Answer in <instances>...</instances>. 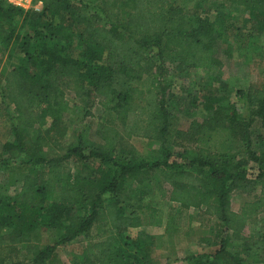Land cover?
<instances>
[{"label":"trees","instance_id":"trees-1","mask_svg":"<svg viewBox=\"0 0 264 264\" xmlns=\"http://www.w3.org/2000/svg\"><path fill=\"white\" fill-rule=\"evenodd\" d=\"M233 1L250 21L237 34L236 48L229 44L225 51L229 56L238 49L252 51L264 61V0ZM211 6L209 0L186 6L168 0H43L41 10L24 12L0 1V55L5 53L9 62L0 73L5 108L0 123L4 137L14 136L0 147H14L20 154L14 162L19 187L0 190V249L24 245L31 264H56L55 249L79 236L87 238L104 209L114 232L92 244V257L70 255L67 264H157L152 257L156 251L171 261L170 256L177 258L173 251L178 239L189 234V208L195 207L200 225L214 221L200 241L217 246L185 254L186 264L264 263V222L254 234H244L249 219L264 208V150L252 147L249 131L256 125L264 130V91L258 90L255 100L248 96L242 118L227 107L225 114L220 112V86L213 85L214 78L200 81L189 97L186 113L195 104L211 110L203 119L208 127L228 128L241 143V150L230 154L205 146L188 149L182 140L194 123L185 129L177 126L172 113L176 106H165L162 86L144 90L135 85L152 81L151 59L161 62L164 53L195 70L215 64L214 47L235 30L232 14L211 12ZM162 74L161 67L158 76ZM65 90L115 113L126 135L159 143L162 158L124 155L114 128L99 148L88 149L80 139L65 153L47 157L41 130L48 134L57 123ZM0 159L4 167L11 166L12 161ZM68 161L73 169L61 179L58 169ZM153 168L166 170L169 201L178 203L169 209L159 234L141 227L138 207L125 213L126 203L103 198L118 192L126 179L142 182ZM249 180L257 182L259 195L235 212L229 193ZM50 227L60 228L58 239L38 244L39 232ZM232 238L241 244L229 251ZM0 264L20 263L7 259Z\"/></svg>","mask_w":264,"mask_h":264},{"label":"rangeland","instance_id":"rangeland-1","mask_svg":"<svg viewBox=\"0 0 264 264\" xmlns=\"http://www.w3.org/2000/svg\"><path fill=\"white\" fill-rule=\"evenodd\" d=\"M195 1L168 0L169 3L182 6L192 5ZM209 2L212 3L210 7L211 12L219 9L225 13L232 14L233 30H235L234 34L231 30L232 32L230 31L228 35L221 37L218 44L214 47V54L216 55L215 64L206 70H195L181 64L173 55L164 53V58L161 62L157 59H151L150 73L151 77H153L152 81H148L145 84L137 82L135 85L141 86V89L144 88V90L154 86H162L165 94L164 102H167L165 106L170 109L171 105L176 106L172 110V113L178 117L177 126L185 129L188 124L194 123L193 126L190 125L189 137H186V139L180 138L184 139L182 141H184L188 149L205 146L211 150L237 154L241 150V143L234 141L237 139L233 137L231 131L228 128H223V126L210 129L208 127L209 124L203 120L210 116L211 110L204 111L200 105L195 104V106H190L186 113L185 107L190 99L189 97L199 89L198 83L205 80L210 81L214 78L217 82H214L213 85L220 86L218 92L221 98L219 103L222 104L220 112L224 113V109L227 107L228 112L236 110L239 118L245 117L247 114L245 102L248 96L251 97L250 100H255L257 91L260 89L264 91V61L258 54L252 51H238V49L233 53V56L227 54L225 51L226 45L230 44L232 48H236L237 34L249 25L250 19L246 12L235 8L233 0H209ZM139 7L145 6L139 5ZM145 10L147 11V9ZM8 63L5 53L0 55V73ZM161 67L163 74L158 76ZM239 90L243 92V95H240ZM189 92L191 93L189 94ZM1 100L2 98L0 97V111H5ZM142 100L138 99V102L141 104L144 102ZM62 103L64 108L57 123L50 128L48 134L44 130H41V134L45 136L44 143L42 144L43 152L47 157L65 153L69 147L77 144L80 139L88 149L99 148L104 144L105 135L110 132L111 128H114L119 135L117 138L120 141L118 143L119 150L121 149L124 155L144 160L162 158L163 153L159 143L143 137H137L136 135H126L118 116L110 110H102L95 100L88 101L85 98L75 97L73 93L65 90ZM250 105L254 106V102H251ZM221 118L223 119L224 117ZM29 131L31 134H35L33 129ZM249 131L252 147L256 150L260 148L264 150V130L256 125L251 127ZM3 134L4 130L0 123V142H4L5 140L13 141V135L8 134L4 137ZM168 148L173 150L174 146H169ZM0 157H2V160L12 161L9 167H4L0 163V190L3 191L4 188L8 192H11L19 187L18 181L14 182V179L18 178L16 172L14 173V168L16 167L14 162L20 159V154L14 147L11 149L0 147ZM72 165L73 163L70 161L61 163L58 169L61 179H64L66 172L70 173L72 171ZM12 170L13 174H11ZM145 175L146 177H144ZM144 176V180L139 183L134 182L132 179H126L118 192L114 195L108 193L103 198L105 200L118 199L122 204L126 203L127 206L124 208L125 213L131 212V207H138L135 213H138L142 217L141 227L153 234H159L165 229L169 209L177 207L178 203L169 201L168 192L170 187L165 181L166 170L153 168L147 171ZM229 195L232 210L239 212L245 202L253 200L259 195L258 184L253 180H249L247 185L233 188ZM197 214V208H189V234L178 239L173 251L174 256L177 258L172 260L173 257L170 256L171 261H166L165 253L156 251L152 257L157 264H184L179 259H182V256L185 254L200 250H211L217 246L216 244H211L212 248H209L200 241L199 238L201 236L209 233V229L214 221L209 220L206 225H200L197 220ZM263 222L264 208L259 210L252 219H249L244 234H254L255 231H258L262 227ZM47 229L39 232V236L36 238L38 244L51 243L52 240L58 239L60 228L50 227ZM110 232L113 233L114 229L110 226L106 211L102 209L93 223L87 238L79 236L67 244L59 245L55 249V263L67 264L70 255L80 257L81 253H84L87 257H92L94 254V251L91 249L92 244L104 240ZM34 240L30 241L33 242ZM240 244V241L232 238L227 243L226 249L232 251L235 246L238 247ZM24 250V245H16L14 250L8 247H1L0 263H4L7 259H10L20 264H31L30 254L24 252ZM248 264L264 263L249 262Z\"/></svg>","mask_w":264,"mask_h":264},{"label":"built area","instance_id":"built-area-1","mask_svg":"<svg viewBox=\"0 0 264 264\" xmlns=\"http://www.w3.org/2000/svg\"><path fill=\"white\" fill-rule=\"evenodd\" d=\"M8 5L16 7L24 12L34 10L39 11L42 9L43 0H0Z\"/></svg>","mask_w":264,"mask_h":264},{"label":"crops","instance_id":"crops-1","mask_svg":"<svg viewBox=\"0 0 264 264\" xmlns=\"http://www.w3.org/2000/svg\"><path fill=\"white\" fill-rule=\"evenodd\" d=\"M179 260L183 261V262H184V264H186V262H185V260H184V259H179ZM177 261H178V260H177Z\"/></svg>","mask_w":264,"mask_h":264}]
</instances>
